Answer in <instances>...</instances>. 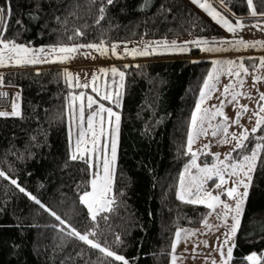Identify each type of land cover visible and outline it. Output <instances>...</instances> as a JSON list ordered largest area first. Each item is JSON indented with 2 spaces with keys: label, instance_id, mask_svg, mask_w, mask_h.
<instances>
[{
  "label": "trees",
  "instance_id": "obj_1",
  "mask_svg": "<svg viewBox=\"0 0 264 264\" xmlns=\"http://www.w3.org/2000/svg\"><path fill=\"white\" fill-rule=\"evenodd\" d=\"M217 1L234 21L264 20V0ZM221 35L184 0H0V47ZM194 51L147 56L122 67L112 206L94 220L82 202L93 171L71 154L81 127L74 130L69 103L81 90L68 86L60 64L11 67L2 74V85L20 93L21 111L0 114V264L171 263L177 231L201 227L210 214L208 207L178 197L181 174L193 157V114L212 67L209 60H192L199 53ZM257 145L231 264H253L254 256L264 264V123L228 163L242 161ZM211 162L200 158L201 164Z\"/></svg>",
  "mask_w": 264,
  "mask_h": 264
},
{
  "label": "rangeland",
  "instance_id": "obj_2",
  "mask_svg": "<svg viewBox=\"0 0 264 264\" xmlns=\"http://www.w3.org/2000/svg\"><path fill=\"white\" fill-rule=\"evenodd\" d=\"M184 1L222 35L110 45L0 47V114L21 111L20 93L2 85L4 72L24 65L60 64L64 68L68 86L81 90L71 95L69 103V120L75 131L81 127L71 143V154L88 161L93 171L91 189L82 202L94 220L112 206L121 126L116 107H121L125 90L122 67L136 65L147 56L191 54L198 49L190 58L209 60L212 67L193 114L188 142L193 157L181 174L178 197L208 207L210 214L201 227L177 231L170 264H231L233 241L261 146L240 162L230 164L228 158L264 123V20L234 21L215 5L217 0ZM203 155L212 162L201 164ZM75 233L100 248L87 236ZM107 253L126 262L120 255ZM254 257L249 260L258 264Z\"/></svg>",
  "mask_w": 264,
  "mask_h": 264
},
{
  "label": "bare ground",
  "instance_id": "obj_3",
  "mask_svg": "<svg viewBox=\"0 0 264 264\" xmlns=\"http://www.w3.org/2000/svg\"><path fill=\"white\" fill-rule=\"evenodd\" d=\"M7 96H8V94H7ZM1 105V104H0ZM4 106V105H3ZM256 257H254V259H255Z\"/></svg>",
  "mask_w": 264,
  "mask_h": 264
},
{
  "label": "built area",
  "instance_id": "obj_4",
  "mask_svg": "<svg viewBox=\"0 0 264 264\" xmlns=\"http://www.w3.org/2000/svg\"><path fill=\"white\" fill-rule=\"evenodd\" d=\"M0 99H2V98H0ZM3 100V99H2Z\"/></svg>",
  "mask_w": 264,
  "mask_h": 264
}]
</instances>
